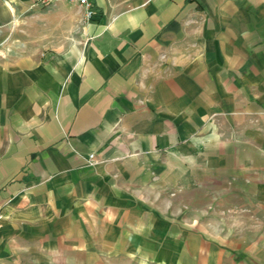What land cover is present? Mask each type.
Returning a JSON list of instances; mask_svg holds the SVG:
<instances>
[{
	"label": "crops",
	"instance_id": "1",
	"mask_svg": "<svg viewBox=\"0 0 264 264\" xmlns=\"http://www.w3.org/2000/svg\"><path fill=\"white\" fill-rule=\"evenodd\" d=\"M88 2L0 0V261L264 264V0Z\"/></svg>",
	"mask_w": 264,
	"mask_h": 264
},
{
	"label": "built area",
	"instance_id": "2",
	"mask_svg": "<svg viewBox=\"0 0 264 264\" xmlns=\"http://www.w3.org/2000/svg\"><path fill=\"white\" fill-rule=\"evenodd\" d=\"M61 0H35V4L39 5V6H47L53 3H57ZM71 3H75L79 6H82L85 8V18H89L92 15V10L90 9V4L88 2V0H67ZM94 157L93 153H89L87 155V159L88 161H92ZM2 218V214L0 213V219ZM0 264H5L3 262L0 261Z\"/></svg>",
	"mask_w": 264,
	"mask_h": 264
}]
</instances>
